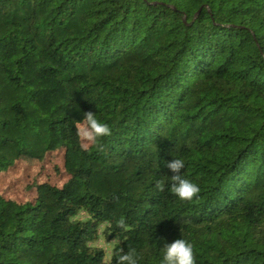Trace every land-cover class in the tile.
<instances>
[{
  "label": "trees",
  "instance_id": "1",
  "mask_svg": "<svg viewBox=\"0 0 264 264\" xmlns=\"http://www.w3.org/2000/svg\"><path fill=\"white\" fill-rule=\"evenodd\" d=\"M86 111L111 129L87 151ZM58 152L61 185L0 192V264H162L180 238L196 264H264V0H0V175Z\"/></svg>",
  "mask_w": 264,
  "mask_h": 264
},
{
  "label": "clouds",
  "instance_id": "2",
  "mask_svg": "<svg viewBox=\"0 0 264 264\" xmlns=\"http://www.w3.org/2000/svg\"><path fill=\"white\" fill-rule=\"evenodd\" d=\"M77 136L80 141L82 150H89L91 146L98 145V141L111 135L110 127L99 121L93 111H86L83 113V118L75 124ZM166 167L173 173L170 176L171 185L169 190L175 194L180 200L191 201L197 197L200 188L197 184L184 178L181 170L184 169L185 163L182 159L174 158L166 162ZM165 182L159 180L156 182L158 191L165 190ZM121 233L128 230V226L124 220L117 222ZM119 239V237H117ZM163 261L162 264H196L193 245L185 239H176L171 243H165L162 247ZM117 264H137L135 251L117 253Z\"/></svg>",
  "mask_w": 264,
  "mask_h": 264
},
{
  "label": "rangeland",
  "instance_id": "3",
  "mask_svg": "<svg viewBox=\"0 0 264 264\" xmlns=\"http://www.w3.org/2000/svg\"><path fill=\"white\" fill-rule=\"evenodd\" d=\"M63 156L62 153H54L48 155L42 162L32 161L26 158H21L17 161L14 168L8 170L5 174L1 172L0 178V192L9 198H14L18 201L26 199L32 200L34 194L28 190L27 186L37 181L48 182L53 185H61L64 182L62 174H56L53 167L56 166L59 171L62 170ZM78 219H85L84 213H79ZM104 225L99 228L98 237L91 246L101 248L105 253V258L108 259L114 244L118 239L108 241L103 233Z\"/></svg>",
  "mask_w": 264,
  "mask_h": 264
}]
</instances>
